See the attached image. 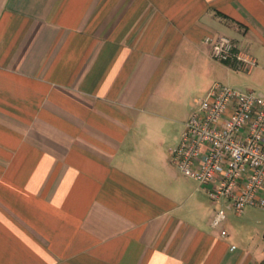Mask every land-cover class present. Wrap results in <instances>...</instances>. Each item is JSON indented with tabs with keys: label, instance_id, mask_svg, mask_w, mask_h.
<instances>
[{
	"label": "crops",
	"instance_id": "crops-1",
	"mask_svg": "<svg viewBox=\"0 0 264 264\" xmlns=\"http://www.w3.org/2000/svg\"><path fill=\"white\" fill-rule=\"evenodd\" d=\"M208 35L264 77V0H0V264H264V210L212 226L210 185L169 161L241 72Z\"/></svg>",
	"mask_w": 264,
	"mask_h": 264
},
{
	"label": "built area",
	"instance_id": "built-area-1",
	"mask_svg": "<svg viewBox=\"0 0 264 264\" xmlns=\"http://www.w3.org/2000/svg\"><path fill=\"white\" fill-rule=\"evenodd\" d=\"M204 43L215 61L245 73L256 65L228 36L208 35ZM196 104L169 150L170 163L199 186L210 185L203 188L219 204L212 226L225 221L229 209L236 215L248 206L264 210V93L216 81Z\"/></svg>",
	"mask_w": 264,
	"mask_h": 264
},
{
	"label": "rangeland",
	"instance_id": "rangeland-1",
	"mask_svg": "<svg viewBox=\"0 0 264 264\" xmlns=\"http://www.w3.org/2000/svg\"><path fill=\"white\" fill-rule=\"evenodd\" d=\"M231 75L228 76V78H219L216 79L219 82L230 85V86H241V87H248L255 91L261 90L260 88L264 87V77L260 76H251L247 73L243 72H231ZM229 73V74H230ZM235 78H237L239 81H236ZM174 167V166H173ZM181 174V173H180ZM182 175V174H181Z\"/></svg>",
	"mask_w": 264,
	"mask_h": 264
}]
</instances>
